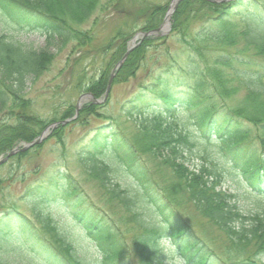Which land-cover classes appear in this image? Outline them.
<instances>
[{
    "label": "trees",
    "instance_id": "trees-1",
    "mask_svg": "<svg viewBox=\"0 0 264 264\" xmlns=\"http://www.w3.org/2000/svg\"><path fill=\"white\" fill-rule=\"evenodd\" d=\"M101 1L0 0V21L15 31L40 32L47 43L36 50L0 33V155L20 141L30 142L47 125L31 114L27 89L48 69L55 55L51 48L60 51L71 43L72 51L80 53L89 45L90 34L79 27L102 11ZM113 1L106 0L104 5ZM195 1H181L170 20L172 35L185 48V70L163 69L128 101L140 98L149 104L142 109L132 104L127 109L128 116L138 118L131 135L118 131L117 123L109 118L110 123L94 130L90 147L77 153L84 176L97 182L108 199L128 213L133 230L130 242L108 217L86 203L66 173H59L55 183L50 177L25 192V200L34 204L48 202L72 209L71 221L92 244L95 264H223L182 217L183 196L234 249L254 244L255 255L236 264H264L260 261L264 257V209L245 213L237 204V195L222 188L227 180L236 179L245 192L264 196V0L209 2L208 6V1ZM118 4L116 0L113 5ZM155 10L135 32H151L160 26L165 8L157 6ZM196 22L198 28L190 29ZM135 32L121 28L112 36L111 41L118 36L123 39L110 55L114 62L120 60L125 41ZM160 39L146 36L139 40L116 71L114 81L132 75L145 48ZM236 45L239 50L231 55L227 49ZM217 50L211 61L205 59V52ZM106 67L97 79L83 85V92L95 98L104 93L109 77ZM239 88L245 89L239 105H228L226 99ZM102 106L83 104L74 120L57 125L50 136L62 141L68 124H86L89 116H100ZM74 114L75 104L68 103L49 122ZM25 154L18 152L10 159ZM103 157L115 160L116 169ZM193 159L197 163L192 168L184 164ZM156 162L157 167L169 168L170 182L166 178L160 182L148 167ZM116 173L129 177L134 190L122 188L115 180ZM11 184V180L2 185L0 181V189ZM7 207L0 215V264H15L6 257L13 243L24 252L30 249L17 234L23 232L27 216L13 204ZM32 213L51 238L39 234L37 239L38 243L46 241L42 252L46 251L48 264H92L76 257L49 214L35 207Z\"/></svg>",
    "mask_w": 264,
    "mask_h": 264
},
{
    "label": "rangeland",
    "instance_id": "rangeland-1",
    "mask_svg": "<svg viewBox=\"0 0 264 264\" xmlns=\"http://www.w3.org/2000/svg\"><path fill=\"white\" fill-rule=\"evenodd\" d=\"M115 1L106 6L104 5L106 0H102L101 5L104 7L102 11H97L79 27L81 31L90 34L91 42L89 45L82 47L80 53L72 51L71 43H68L60 51L51 48V52H54L55 55L48 69L43 71L27 89L26 97L30 99L31 114L37 121L45 122L48 126L51 124L49 119L58 116L64 110L65 105L68 103L77 104L78 99L85 94L83 85L89 79H97L99 73L106 66L104 71L109 73L108 79L111 78L109 94L99 110L100 116H89L86 124L76 122L72 126L68 124L62 133V141H58L49 135L39 143V147L33 146L26 149L24 156L14 159L9 158L0 166L1 185L6 181L11 180L12 182L10 187L4 186L0 189V192H2L0 193V215H2L5 208H8L7 204H13L18 211L27 216V223L22 229L23 232L18 231L17 234L20 238L19 241L24 242L26 248L30 245V249H25L24 252L14 242L6 257L15 264L49 263L45 255L46 251L42 252V250H45L43 245L46 241L40 239L42 241L38 243L37 239L41 235L43 237L46 235L50 240L51 238L49 234H44V230H41L39 222L32 213L34 207L41 208L44 213L53 218L58 231L70 242L73 253L77 258L90 263L95 262L92 244L83 238L85 237L84 233L82 234L81 230L71 221L72 209L48 202L34 204V202L24 198L28 188L40 181L46 182L50 177L55 183L58 180L59 173H66L77 186L78 193L83 196L82 198L86 200V203L108 217L126 237V242H130L133 230L129 224V219H127L128 213L119 204L110 201L105 190L97 182L84 176L77 162V153L90 147L89 140L94 135V130L102 124L110 123L109 118L114 119L117 123L118 131L123 132L125 135H131L136 129L138 118L134 113V115L128 116L127 109L131 108L132 104L141 109L149 104H145L140 98L133 103L128 101L133 100L139 92H143V86L152 83L154 77L163 69H176L179 67L185 70L186 55L181 41H177L172 35L170 25L169 30L161 35L160 40L153 42V44L151 42L148 49L145 48L143 59L134 69L133 74L124 78L120 77L121 79L118 78L114 81L118 70L114 69L118 60L114 62L110 55L123 39L118 36L111 41L112 36H116L121 28H130L135 32L138 26H141L150 14L156 11L155 7L160 6V9L164 7L167 11L172 0H119L117 6L113 5ZM204 1L207 2V0ZM194 2L196 1L194 0ZM209 2L206 3L207 6L210 5ZM189 28H198V23L196 22L193 27L189 26ZM2 32L15 37L25 46L36 50L44 49L47 44L45 36L40 32L15 31L6 21H0V33ZM136 33L125 41L127 46L130 45ZM122 45L124 44L122 43ZM238 47L239 45H236L228 48L227 51L231 55H235L239 50ZM218 53L219 50L207 51L204 56L206 60L211 61ZM224 72L228 73V70ZM232 83L239 85L237 81H232ZM244 93L245 89L239 88L230 99H226L228 105H239ZM103 95L104 93L97 99L103 98ZM82 105L80 104V106ZM24 143L23 141L18 142L16 148L22 147ZM254 143L258 146L256 141ZM102 159L104 162H111L110 166L112 164L116 169L117 163L114 162L115 160H112V162L108 157ZM195 163H197V160L194 159L191 162L184 161V164L189 168L196 165ZM156 165L157 162L150 163L148 167L156 174L160 182L165 178L167 182L168 180L170 182L172 175L169 168L157 167ZM115 180L128 192L134 190L130 178L126 175L116 173ZM222 188L237 195V204L243 212L254 213L264 209V196H254L248 191L245 192L236 183V179L227 180L222 184ZM186 200V196H183L180 205L182 217L189 224L191 230L202 239L205 246L217 255L220 262L223 264H236L251 259L255 255L253 243L245 244L237 250L234 249L225 235L205 218L198 215ZM39 234L40 236H38ZM26 242L29 244L27 245ZM39 245H42V247ZM260 259L264 262V257Z\"/></svg>",
    "mask_w": 264,
    "mask_h": 264
},
{
    "label": "water",
    "instance_id": "water-1",
    "mask_svg": "<svg viewBox=\"0 0 264 264\" xmlns=\"http://www.w3.org/2000/svg\"><path fill=\"white\" fill-rule=\"evenodd\" d=\"M180 0H173L172 1V4H171V6H170V8L167 10V13H166V16H165V18H164V22H165V26H163V30H161V32H165V31H167V29L166 28H168V26H169V24H168V19H169V17H170V15L172 14V12H173V10L175 9V6H176V4L179 2ZM209 1H216V0H209ZM166 27V28H165ZM159 29H161V28H159ZM159 29H158V31H159ZM145 35H155V36H157L158 35V33L157 32H147V33H139V34H137L134 38H133V40H136L139 36L140 37H143V36H145ZM132 48V46L130 47V48H128V50H127V52L130 50ZM127 52L124 54V56L122 57V59L120 60V62L118 63V64H120L123 60H124V58L126 57V55H127ZM110 83V82H109ZM110 84H108V86H107V88H106V91H105V95H104V99L107 97V95H108V91H109V86ZM92 97L91 95H89V94H84L81 98H79V100L77 101V104H76V110H78V107H79V105H80V103L82 102V100L85 98V97ZM103 99V100H104ZM96 102H100V101H98V100H96ZM55 124H53V125H51V126H49V127H47L39 136H38V138L34 141V142H31V143H29V144H26L25 146H23L20 150H24V149H26V148H28V147H30V146H32L34 143H38L39 141H41L47 134H48V130H49V128H51V127H53ZM17 151V149H13V150H11L10 152H8L7 153V155H6V157H4V158H0V164L1 163H3L4 161H5V159L7 158V157H9L10 155H12L14 152H16Z\"/></svg>",
    "mask_w": 264,
    "mask_h": 264
}]
</instances>
